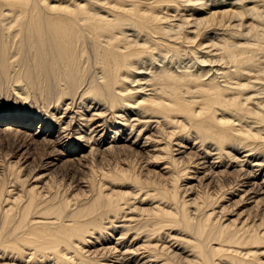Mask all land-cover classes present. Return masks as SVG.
I'll return each mask as SVG.
<instances>
[{"label": "bare ground", "instance_id": "6f19581e", "mask_svg": "<svg viewBox=\"0 0 264 264\" xmlns=\"http://www.w3.org/2000/svg\"><path fill=\"white\" fill-rule=\"evenodd\" d=\"M0 264H264V0H0Z\"/></svg>", "mask_w": 264, "mask_h": 264}]
</instances>
